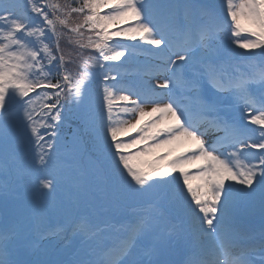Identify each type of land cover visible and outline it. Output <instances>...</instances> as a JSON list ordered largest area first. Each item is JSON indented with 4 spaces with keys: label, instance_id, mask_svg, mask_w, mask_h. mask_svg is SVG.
<instances>
[{
    "label": "snow or ice",
    "instance_id": "6c2138e0",
    "mask_svg": "<svg viewBox=\"0 0 264 264\" xmlns=\"http://www.w3.org/2000/svg\"><path fill=\"white\" fill-rule=\"evenodd\" d=\"M72 13L83 17L74 27ZM81 29L92 33L86 43ZM224 31L256 37L235 43L264 56V0H226L224 20L198 0H0V264H264V232L256 237L242 214L257 200L264 214V72L236 70ZM66 33L93 53L80 71L68 67ZM138 54L147 62L130 78ZM66 108L91 143L59 159ZM36 165L58 166L61 180L33 185ZM132 200L150 210L109 246L115 224L97 220ZM180 248L200 258L176 261Z\"/></svg>",
    "mask_w": 264,
    "mask_h": 264
},
{
    "label": "rangeland",
    "instance_id": "374dc122",
    "mask_svg": "<svg viewBox=\"0 0 264 264\" xmlns=\"http://www.w3.org/2000/svg\"><path fill=\"white\" fill-rule=\"evenodd\" d=\"M221 9H220V13L218 14L219 15V17H223V16H225L226 17V3L225 2H223L222 4H221ZM106 11H108V9H105ZM242 25H243V27H245V28H251L252 27V25H250L249 23H247V21H244V20H242ZM243 34H244V32H242L241 33V36L238 38V37H235V36H233L232 35V33H231V31H224L223 33H222V38H223V42L225 43V44H231L232 46H234V45H236V43H235V41L237 40V39H243L244 37H243ZM245 35V34H244ZM233 62L234 61H232L231 60V63H232V65L236 68V69H238L237 67H239L240 68V70L242 71V73L244 74H246V72H250V73H252V75H255V74H258V71H256V69L254 68V63H253V61H236L237 62V64H233ZM133 69L134 68H130V71L128 72V75H129V77H133L134 78V76L133 75H135V73L133 72ZM148 81V80H147ZM153 83H155V81L153 80L152 81ZM99 97H100V94H99ZM138 127H140V125H137V128ZM73 132H74V130H72L71 132H70V135H69V133L67 134V137L69 138V142H71L72 144H74V145H77V146H80V147H83V142H82V139L81 138H78L79 136H77V135H75V134H73ZM130 136H128V137H125L124 139L125 140H130L133 136H138L139 134L137 133V131H136V128H133V129H131L130 130ZM137 147H142V145H138ZM136 149H132V151H135ZM256 151H260V150H257L256 149ZM36 152H37V150L36 151H34L33 152V155L34 156H36ZM257 152H255L254 154H256ZM65 155H66V152L64 151V155H63V158L65 157ZM190 171H195L194 169H190ZM45 174H47V172H46V170H44L43 171ZM47 177H49V175H47ZM32 184L33 185H35L36 184V181L35 182H32ZM36 192H33L32 193V196H34L35 198H37V196H36ZM38 195V194H37ZM254 207H253V209H252V211L253 212H255L254 213V215L253 216H259L260 214H262V212H261V208H260V204H259V200H257L254 204H252ZM138 209H127L126 207H124V206H122L121 207V209H119V210H114V211H111L112 212V215L115 217V218H122V217H128L129 215L130 216H137V215H134V213L135 214H138L139 213V211L140 210H144V211H146L147 213L149 212V210H150V207H147V208H141V209H139V211H137ZM243 214V213H242ZM104 218H105V215L103 214L102 216H101V219L103 220V222H104ZM148 217H145V219H147ZM107 220L105 219V222H106ZM173 221L171 220V217H168L165 221H162V222H159L158 223V227L161 229V230H163L164 228H165V226L167 225V224H170V223H172ZM108 232V231H107ZM151 240H152V237L151 236H147V237H144L143 238V244L145 245V249H144V251L150 246V243H151ZM147 241L149 242V244H147ZM186 249H183V250H180L179 251V253H178V256H179V254L181 253V252H183V251H185Z\"/></svg>",
    "mask_w": 264,
    "mask_h": 264
},
{
    "label": "bare ground",
    "instance_id": "6f19581e",
    "mask_svg": "<svg viewBox=\"0 0 264 264\" xmlns=\"http://www.w3.org/2000/svg\"><path fill=\"white\" fill-rule=\"evenodd\" d=\"M196 183H197V182H193V185L195 186ZM242 210H243V211H246V217H247V218H250V217H251V211L249 210V207H248V206H247V208L244 207ZM252 220H253V219H252ZM252 220H251V222H252ZM250 226H251V225H250ZM250 226H249V227H250ZM250 228L253 230V232H254V234H255L256 237H259V236H260L261 232L256 233V231H255V229H254L253 227H250ZM120 238H121V237H119V236H117V238H115L114 236L109 235V236H107V239H106V240L108 241L109 246H111L112 242L117 241V240H119ZM193 238H194V239H197V237H195V234H194V233H193ZM181 249H184V248H180V249H178V250H181ZM178 250L174 253V255H173V257H172L174 260H175L176 257H177ZM197 252H199V248H197ZM182 254H184V253H182ZM199 256H200V255H199ZM180 259H181V257H180ZM189 261H191V260H189Z\"/></svg>",
    "mask_w": 264,
    "mask_h": 264
},
{
    "label": "trees",
    "instance_id": "16d2710c",
    "mask_svg": "<svg viewBox=\"0 0 264 264\" xmlns=\"http://www.w3.org/2000/svg\"><path fill=\"white\" fill-rule=\"evenodd\" d=\"M67 4H69L67 1H66Z\"/></svg>",
    "mask_w": 264,
    "mask_h": 264
}]
</instances>
